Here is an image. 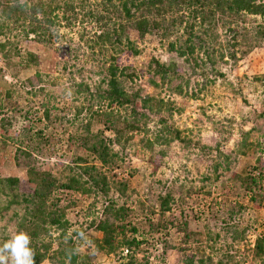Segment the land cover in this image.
Instances as JSON below:
<instances>
[{
    "label": "rangeland",
    "instance_id": "374dc122",
    "mask_svg": "<svg viewBox=\"0 0 264 264\" xmlns=\"http://www.w3.org/2000/svg\"><path fill=\"white\" fill-rule=\"evenodd\" d=\"M13 1L31 13L40 1L48 0H0V178H19L15 190L0 183V244L25 231L34 251L46 254L35 264H71L69 248L78 256L76 264H124L127 250L121 255L97 246L103 237L97 225L112 198L116 208L126 206V222L141 231H148L149 221L162 219L160 231L148 236L138 253L150 264H187L188 256L198 259L203 253L213 264H264V255L254 250L257 239H264V35L260 33L264 15L241 13L218 28L212 22L206 27L198 22L193 31L211 41L212 54L209 59L203 51L196 53L195 70L169 49L171 42L187 38L193 20L189 10L165 13L168 27L162 24L144 36L134 29L125 33L139 53L126 50L117 56V63L129 66L127 72L132 74L121 85L143 111L149 97L165 103L160 111H145L147 117L135 131L122 128L121 118L126 138L113 144L120 168L108 173L117 172L128 183L124 195L114 188L104 196L99 190L85 195L64 188L51 193L46 211L55 215L58 198L59 214L68 222L63 235L64 229L51 217L42 216L44 222L30 213L35 204L28 200L36 188L31 176L41 169L64 181L70 169L80 171L76 162L80 156L102 167L92 152L68 139L71 132L85 129L94 115L91 107L98 108V92L106 86L97 72L107 57L98 54L99 46L91 38L94 32L114 29L117 19L104 0H88L70 24L60 10L57 22L46 25L53 34L59 31V38L46 44L37 41L35 33L27 34L31 17L22 9L16 13L23 16L17 22L5 17L4 8ZM90 10L101 14L102 20L90 17ZM36 17L43 21L41 11ZM38 20L34 22L40 24ZM231 27L245 34L239 36V46L230 47ZM214 32L219 40L213 39ZM229 47L236 48V58L228 55ZM222 50L224 58L219 57ZM153 58L175 61L190 82L155 86L151 80L159 79L152 71ZM73 77L78 82H72ZM115 107L125 114L123 107ZM94 116L91 130L113 138L115 132ZM126 116L130 118L129 111ZM168 193L173 199L170 209L163 211L159 197ZM187 229L203 235L187 236ZM207 232L211 248L207 241H198Z\"/></svg>",
    "mask_w": 264,
    "mask_h": 264
},
{
    "label": "trees",
    "instance_id": "16d2710c",
    "mask_svg": "<svg viewBox=\"0 0 264 264\" xmlns=\"http://www.w3.org/2000/svg\"><path fill=\"white\" fill-rule=\"evenodd\" d=\"M12 1V0H9ZM88 0H78L77 3H74L75 0H63L64 5L61 6L60 0H48L47 2L40 1L35 5L34 10L31 13H25L24 4H17L16 1L7 2L4 10L5 17L7 19H12L14 22L21 20L23 16H17L16 13L19 9L24 11V15H29L31 17L30 28L27 31L35 33L37 35V41L43 42L46 44L51 43L53 38L55 42L59 38V31H55V34L49 32V29L46 25H51L57 22V19L60 18L59 12L62 10L63 17L69 22V24L77 19V15L87 7L85 4ZM105 5L113 7L114 16L117 19V24L112 30L104 29L100 33L94 32L95 35L91 38L97 46H99V53L104 54L106 60L101 65V69L97 74L101 75L102 78L99 82H106L105 88H102L98 92L99 95V104L98 108L94 110L93 114L97 115L100 118L101 123L106 129H110L115 132L113 138L107 137L101 132H93L91 130V119L89 123L85 126V129L78 133V130L71 132L69 137L70 144H74L77 147H83L84 149L93 153L96 156V159L100 160L102 167H98L96 163L88 162L86 158L80 156L77 158L78 167L80 171H74L73 169L67 173V178L64 181H61L50 171L37 169L35 174L31 176V180L36 184L35 192L33 199L28 201L34 202L35 207L31 209L30 213L37 219H41L45 222L43 218L49 216L51 217V222L59 225L64 229L63 235L65 234V227L68 222L62 221L64 217L63 213L59 214L58 202L59 199L55 197V215L54 212L46 211V201L50 197L51 193L57 188H64L65 190H75L79 193L88 195L89 193L96 192L99 190L102 195H108L112 188L117 192L124 195L128 190V183L123 180V178H118V173L114 172L113 174L108 173L117 167H119V153L115 151L113 144L116 142H121L122 139L126 138L125 131L120 129L123 122V127L128 130L135 131L140 129L138 123L145 117H147V112L150 111H160L164 106V100L158 99L155 97H149L147 101H151L150 104L146 103L147 110L143 111L137 105L135 101L136 98L129 96L126 89L121 85L124 77H132V74L127 72L129 66H120L117 63V56L120 53L125 52L126 50L130 51L134 55L139 53V50L136 46V43L130 38L129 34H125L129 29H134L138 32L140 36L151 33L155 28H159L160 25H165L166 18H163L165 13H171V11L182 9L189 10V15L193 18L191 23L188 25L189 30H187V38L181 42L173 41L169 45L171 51H176L177 55L188 63L192 64V68L199 66L196 53L203 51L207 57L210 58L211 54L209 49L211 48V41L206 40L200 34H196L193 29L198 25L207 26L209 22H212L215 27L226 26L227 22L233 19L235 16L241 13L254 14V15H264V0H104ZM0 2V6H1ZM13 3V4H12ZM166 3L168 5L166 6ZM46 7V8H45ZM106 7V11H107ZM42 12L43 21L38 20L36 14ZM26 15V16H27ZM89 15L92 18H95L97 22L102 20L101 14H95L93 10L89 11ZM162 17V18H161ZM181 23L183 22V17L179 16ZM34 20L41 22L40 24L35 23ZM176 23V22H175ZM174 23H172L173 25ZM45 27H41V26ZM169 25V24H168ZM168 25H165V27ZM171 25V26H172ZM4 26V25H3ZM2 25L0 24V28ZM231 31H234L230 41H233L230 47H236L240 45L241 39L239 36L245 37V34L237 32L234 28H230ZM207 30V29H205ZM208 31V30H207ZM264 35V29L260 31ZM216 36H213V39L219 40V35L214 32ZM62 40L64 36L61 35ZM207 41L208 46L205 45ZM227 48L228 55L232 58H236L237 52L236 48L231 50ZM92 48H94L92 46ZM201 50V51H200ZM219 53L220 58H224L225 53ZM102 59V58H101ZM102 61V60H99ZM152 71L154 76L159 80L153 78L151 82L155 86H159V82L163 84L167 82H190L191 77H185V73L182 72L178 64L175 61L163 62L160 59L153 58L152 60ZM215 62V60H214ZM84 70V71H83ZM79 69L78 71L85 72V69ZM76 73V72H75ZM73 73V76L74 74ZM37 76H40L37 73ZM72 80V79H71ZM72 82L76 81V77H73ZM81 82H85L84 80ZM85 89L89 90V86H85ZM179 93L183 91V85L179 84L178 88ZM153 102V103H152ZM115 106H121L125 109V114H121L120 110ZM115 107V108H114ZM154 107H157L155 109ZM145 108V107H143ZM117 109V110H116ZM127 111L130 112L131 116L128 118L126 116ZM46 115L49 116V111H45ZM79 113V111H78ZM122 118V122H121ZM178 137L179 134L177 133ZM149 143V141H148ZM120 168V167H119ZM112 176V178H111ZM112 179V180H110ZM19 182L18 177H6L0 178V183L8 185L10 190H15L16 185ZM15 195V194H14ZM171 193L166 195H161L159 197L160 207L163 211L170 209V203L173 199ZM16 196V195H15ZM17 197V196H16ZM116 203L114 199L110 198V202L105 206L103 210L104 217L99 220L97 225L98 230L103 232V237L101 240L97 241L98 248H104L108 252H116L123 255L127 250L128 254L122 256L127 259V262L124 264H150V259L148 257L139 258L138 253L142 248L144 243L149 242V237H154L157 231H160L163 224L162 219L159 222L149 221L150 227L147 230L141 231L137 226L133 225L130 221L126 222L125 215L127 214V208L125 205H121L116 208ZM61 216V217H60ZM95 224V222H94ZM33 237H36L37 234L35 231H32ZM139 233V234H137ZM204 233L205 238L199 237L198 241L200 244H203L202 240L207 241V247L211 248L209 244L211 240V234ZM191 234L203 235L201 232H188L186 230V235L190 236ZM31 236V235H30ZM200 246H198L199 248ZM254 250L257 255H264V239L258 238ZM35 259L37 262H40L45 256V253H41L37 250ZM157 256V255H156ZM67 258L71 264L77 263L78 256L74 253L73 249L69 248L67 253ZM197 261V262H196ZM187 264H213L210 256L205 257L204 253L200 254L198 259L194 256L187 257Z\"/></svg>",
    "mask_w": 264,
    "mask_h": 264
},
{
    "label": "clouds",
    "instance_id": "9594fccd",
    "mask_svg": "<svg viewBox=\"0 0 264 264\" xmlns=\"http://www.w3.org/2000/svg\"><path fill=\"white\" fill-rule=\"evenodd\" d=\"M32 238L25 231H18L0 244V264H35Z\"/></svg>",
    "mask_w": 264,
    "mask_h": 264
}]
</instances>
